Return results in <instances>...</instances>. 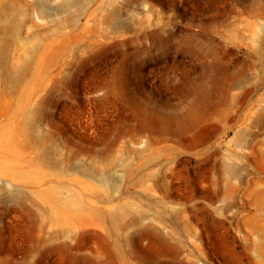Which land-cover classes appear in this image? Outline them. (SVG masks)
I'll return each mask as SVG.
<instances>
[{"label":"rangeland","instance_id":"1","mask_svg":"<svg viewBox=\"0 0 264 264\" xmlns=\"http://www.w3.org/2000/svg\"><path fill=\"white\" fill-rule=\"evenodd\" d=\"M0 49V264H264V0H0ZM122 144L166 145L162 188L101 163ZM213 145L241 152L225 200Z\"/></svg>","mask_w":264,"mask_h":264},{"label":"bare ground","instance_id":"2","mask_svg":"<svg viewBox=\"0 0 264 264\" xmlns=\"http://www.w3.org/2000/svg\"><path fill=\"white\" fill-rule=\"evenodd\" d=\"M64 46L63 43H61V40H57L56 38H48V40L44 43V48H50L51 53L53 54H58L59 50L61 47ZM1 52V49H0ZM44 51L38 52L35 56H33L32 60L35 63H43L44 60ZM52 54V55H53ZM3 75V80L6 83L10 82V77L7 75L6 71H2ZM16 85L14 87V101L16 103V106L18 109H23L25 108L30 100V96L32 94V88L27 87L26 88H20V81H18L17 78H15ZM13 83V80H11ZM11 102V101H10ZM16 127V134H17V139L19 140L20 136L23 134L21 131L19 124ZM167 139V138H166ZM165 141V140H164ZM232 141L235 143V145L240 146L241 144L244 143V138L241 135L240 131L237 130L236 135L234 138H232ZM15 144V141H13L10 146H8L10 152L14 150L13 146ZM23 144L31 146L32 142L31 139L28 137V135H25L22 141ZM7 145V144H6ZM148 147V146H147ZM215 156L213 157L212 162L210 163V172H209V178H208V185L211 188V192L215 197L221 196L223 200H225L229 196H233V191L236 188V185L230 181L231 177H238L240 175V169L241 165L238 162L234 161H228L227 157L233 155L237 158L241 156V152L236 149H231L230 151H224L220 152V146L218 145H213ZM148 149V148H147ZM150 149V148H149ZM166 145L162 146V149H160V155L158 154V159L157 157L153 158H148L144 160L138 165H131L128 159V155L131 153H136V150L133 148H130L126 144H122L119 147H114L107 146L104 149H98V159L101 161V163L104 164L105 167H112L114 166L115 162L124 156L125 161L123 163V166L128 169L130 172V178H129V184L126 185V188H129L131 186H143V181L140 179L141 176L146 175L148 178H151L153 180V185L156 187L162 188V178L161 176L157 175L159 171H162L163 174H165V171L167 170V162L166 159L168 158V154H170V151H167ZM177 149V148H176ZM157 150V149H156ZM162 150V151H161ZM174 151V150H173ZM142 152V151H141ZM156 152V151H155ZM135 155V154H134ZM149 155V153H148ZM140 156V155H139ZM146 157V154L144 155ZM160 156V157H159ZM134 157V156H133ZM143 160V159H142ZM42 161L46 163L47 165L53 164L50 160H47V158L43 157ZM159 164V166H156ZM132 177V178H131ZM165 190V189H164ZM90 192V188L87 190ZM93 196L102 199L100 192L95 191L94 189L91 190L90 192ZM141 195V194H140ZM145 195V194H144ZM143 197V196H142ZM78 198L76 194L74 195L73 193L70 194L68 197V202H75L77 201ZM234 200L228 201V203L225 204V207L228 208L230 205L234 204ZM69 205V204H68ZM128 210L123 209L122 213H117V214H112L110 215L109 221L112 224V230H117L116 229V224L119 223L120 221L123 222L127 216ZM134 220V218H133ZM132 218H130V221H133Z\"/></svg>","mask_w":264,"mask_h":264}]
</instances>
